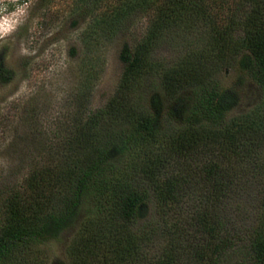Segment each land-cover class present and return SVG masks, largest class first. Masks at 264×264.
<instances>
[{
  "label": "trees",
  "instance_id": "trees-1",
  "mask_svg": "<svg viewBox=\"0 0 264 264\" xmlns=\"http://www.w3.org/2000/svg\"><path fill=\"white\" fill-rule=\"evenodd\" d=\"M82 5L84 86L101 65L97 43L121 34L120 75L110 97L71 126L63 160L31 168L0 201V264H26L20 255L77 221L67 264H264V0ZM136 17L145 22L139 36ZM161 42L178 55L158 57ZM223 70L260 91L247 113L228 116ZM241 196L257 202L246 227L232 217ZM181 206L196 237L182 246L162 213Z\"/></svg>",
  "mask_w": 264,
  "mask_h": 264
},
{
  "label": "rangeland",
  "instance_id": "rangeland-1",
  "mask_svg": "<svg viewBox=\"0 0 264 264\" xmlns=\"http://www.w3.org/2000/svg\"><path fill=\"white\" fill-rule=\"evenodd\" d=\"M93 2L0 0V201L8 189L20 190L31 168L63 160V140L71 126L82 113L101 106L117 84L121 69L118 51L121 42L128 40L121 34L97 43L92 56H97L101 65L90 69L89 87L83 84L86 52L80 33L90 15H84L81 7ZM144 26V20L136 17L130 30L139 36ZM198 37L196 33L194 40ZM161 43L155 49L158 57L171 60L178 55L176 49ZM219 79L233 99L229 117L247 113L260 102V91L250 81L237 80L228 70H223ZM179 108L174 107L177 113ZM237 199L232 200L237 208L232 217L240 220L237 225L246 227L255 218L257 202L251 196ZM152 209L146 218L150 225H156L160 217ZM176 210L162 213L166 226L177 228L172 231L179 238L174 243L182 246L196 237H192L187 224V209L181 206ZM78 227L79 221L55 239L31 246L20 256L26 258V264H67V249ZM167 242L165 235L150 243L148 255L157 256Z\"/></svg>",
  "mask_w": 264,
  "mask_h": 264
}]
</instances>
